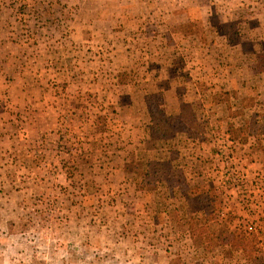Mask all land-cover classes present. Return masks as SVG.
<instances>
[{"label": "rangeland", "instance_id": "rangeland-1", "mask_svg": "<svg viewBox=\"0 0 264 264\" xmlns=\"http://www.w3.org/2000/svg\"><path fill=\"white\" fill-rule=\"evenodd\" d=\"M0 264H264V0H0Z\"/></svg>", "mask_w": 264, "mask_h": 264}, {"label": "trees", "instance_id": "trees-1", "mask_svg": "<svg viewBox=\"0 0 264 264\" xmlns=\"http://www.w3.org/2000/svg\"><path fill=\"white\" fill-rule=\"evenodd\" d=\"M153 107H156V106H153ZM158 110L160 112V109H157V111ZM152 118H153V125L151 126V130L153 131V133H160L162 136H165V137L166 135H168L169 131H173L174 128L177 126L176 124H174V127L169 126L170 125L169 120L172 119V116L166 117L165 115H162V117L158 119L154 114ZM162 119L164 120L163 123L165 122L163 126H161L160 124L162 123ZM171 125H172V122H171Z\"/></svg>", "mask_w": 264, "mask_h": 264}]
</instances>
